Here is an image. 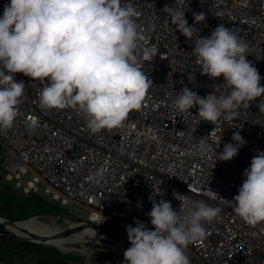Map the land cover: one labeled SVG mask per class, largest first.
I'll use <instances>...</instances> for the list:
<instances>
[{
	"label": "built area",
	"instance_id": "1",
	"mask_svg": "<svg viewBox=\"0 0 264 264\" xmlns=\"http://www.w3.org/2000/svg\"><path fill=\"white\" fill-rule=\"evenodd\" d=\"M8 3L0 0V17ZM127 3L139 13L134 19L146 37L137 50L139 66L153 82L142 108L130 112L121 127L93 133L77 109L41 108L38 93L47 82L16 73L14 79L23 81L25 90L13 127L0 131L5 147L1 173L20 179L35 170L34 186L28 181L27 192L42 181L54 198L98 213L104 224L113 218L132 224L139 219L152 228L148 213L159 187L165 194L155 196L156 202L170 201L177 211L182 201L174 194L187 195L191 201L221 209L215 220L205 223V238L188 245L204 264H264V224H246L235 214L232 201L252 157L257 150L264 151V111L256 106L264 96L248 109L241 107L233 119L215 125L199 123L196 108L178 113L172 101L184 86L202 97L212 92L227 95L230 88L222 76L212 79L200 73L193 43L176 31L170 13L162 10L175 5V0H122ZM179 10L185 11L188 24L201 36L224 24L246 41L247 59L264 85V0H184ZM201 11L207 18L195 24L193 13ZM152 45L159 49L156 56L143 59V47ZM190 75L195 76L191 83ZM237 131L247 143L232 160H216ZM203 137L209 145L205 153L198 149ZM210 190L221 198L213 199ZM0 264L19 261L0 260Z\"/></svg>",
	"mask_w": 264,
	"mask_h": 264
},
{
	"label": "clouds",
	"instance_id": "2",
	"mask_svg": "<svg viewBox=\"0 0 264 264\" xmlns=\"http://www.w3.org/2000/svg\"><path fill=\"white\" fill-rule=\"evenodd\" d=\"M183 4L184 0H175V5L162 10L170 13L176 31L193 43L200 73L212 79L222 76L230 92L202 97L184 86L172 103L181 114L196 108L199 123L231 120L241 107L248 109L264 96L262 77L247 59L249 45L224 24L208 36L199 35V29L188 24L185 11L179 10ZM138 15L131 3L122 0H10L5 4L0 17V131L11 129L19 115L25 83L14 79L16 73L47 82L38 93L41 108L77 109L85 114L93 133L121 127L130 112L142 108L153 86L137 57L146 39L134 19ZM206 18L203 11L193 13L195 24ZM158 51L155 45L143 47V59L155 57ZM187 78L191 83L195 76ZM256 106L264 111V101ZM232 141L217 152L216 160H232L247 143L238 131ZM208 148L200 138L199 151ZM243 177L232 200L233 210L251 227L264 224V151L257 150ZM210 192L213 199L221 198ZM164 194L159 187L151 199L152 228L139 219H134L135 226H126L130 247L123 253V264H190L188 245L203 240L205 223L221 212L219 207L174 194L182 201L177 211L170 201L156 202L155 196Z\"/></svg>",
	"mask_w": 264,
	"mask_h": 264
},
{
	"label": "rangeland",
	"instance_id": "3",
	"mask_svg": "<svg viewBox=\"0 0 264 264\" xmlns=\"http://www.w3.org/2000/svg\"><path fill=\"white\" fill-rule=\"evenodd\" d=\"M37 136L42 137L43 133L38 132ZM37 174V171L29 170L26 174H22L20 179H8L0 171V220L17 221L39 216L41 221L53 223L57 228L63 229L74 224L84 223L88 219L100 224L101 229L105 231L127 238L126 226L132 223L118 218H113L105 224L99 223L91 218L88 209L80 205L64 203L60 198H54L42 181L37 183L36 189L33 190L36 191L38 200H47L50 210L26 209L22 199L28 194V181H30L29 185L33 187L32 179ZM88 227L90 226L84 229ZM81 231L73 232L65 237H56L61 231L45 233L44 235L50 237L47 240L0 234V258L7 260L12 257L13 260L18 259L19 264H123L124 252L115 249L110 250L99 239L107 235L106 232H100L99 238L93 239ZM48 240L50 241L48 242ZM106 242L107 244L116 243L112 240ZM187 255L191 264H204L189 246Z\"/></svg>",
	"mask_w": 264,
	"mask_h": 264
},
{
	"label": "bare ground",
	"instance_id": "4",
	"mask_svg": "<svg viewBox=\"0 0 264 264\" xmlns=\"http://www.w3.org/2000/svg\"><path fill=\"white\" fill-rule=\"evenodd\" d=\"M91 216H92L91 218L93 220H95V221H97L99 223H103V221L100 220V215L98 213H92ZM5 220L6 219L0 220V222L1 221H5ZM85 221L92 222L91 220H88V219H86ZM17 224L19 225V227L10 226V229H12L13 231H15L17 234L27 235V237H32L34 239H37L38 237H35V236L30 235V233L31 234H35V235H44L45 233H51V232L52 233H55L57 231H63L65 229H67V228H63V229L62 228H57L55 225H53V223L43 222V221H41L39 219V216H33V217H28V218H24V219H21V220H17ZM76 225L77 224H74L72 226H76ZM23 228L27 229L30 232H26V230H24ZM81 232L84 233L85 235L89 236L90 238H93V239L99 238V235H100V231H98L97 229H95V228H93L91 226L88 227V228H86V229H84V230H82ZM99 239L101 240V242L104 243V245L106 244L109 247L110 250L111 249H115V250L123 251L124 252L127 249L122 244H117V243L107 244L106 241H109L110 239H112V236L109 235V234L104 235L102 238H99ZM49 241L50 240H48V242Z\"/></svg>",
	"mask_w": 264,
	"mask_h": 264
},
{
	"label": "water",
	"instance_id": "5",
	"mask_svg": "<svg viewBox=\"0 0 264 264\" xmlns=\"http://www.w3.org/2000/svg\"><path fill=\"white\" fill-rule=\"evenodd\" d=\"M10 226L19 227V225L17 224V221H11V220L1 221L0 222V234H4V235H7V236H11V237H27L26 235L17 234L15 231L10 229ZM87 226H91V227L97 229L100 232H102V231L106 232L107 234L112 236V239H110V240L115 241L117 244H122L126 248L130 247V243L128 241V238L119 237L117 235H114L112 232L105 231V230L101 229L99 224L93 223V222H90V221H85L84 223L77 224L76 226H72V227L70 226L67 229L59 232L56 235V237H65V236H67V235H69V234H71L73 232H76V231H79V230H83ZM23 229L26 230V232H30V231H28L25 228H23ZM30 235L38 237L37 239H40V240H47V239L50 238L49 236H46V235H35V234H31V233H30Z\"/></svg>",
	"mask_w": 264,
	"mask_h": 264
},
{
	"label": "trees",
	"instance_id": "6",
	"mask_svg": "<svg viewBox=\"0 0 264 264\" xmlns=\"http://www.w3.org/2000/svg\"><path fill=\"white\" fill-rule=\"evenodd\" d=\"M4 149L5 147L3 146L2 143H0V157L4 152ZM35 192H36L35 190L31 189L28 192V194L23 197L22 199L23 206L29 210H35L38 208H41L42 210H50V206L47 200L45 199L38 200ZM11 258L12 257H10V259H7V260L0 258V260L10 262Z\"/></svg>",
	"mask_w": 264,
	"mask_h": 264
}]
</instances>
